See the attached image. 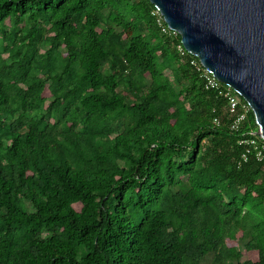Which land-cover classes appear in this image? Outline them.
I'll return each instance as SVG.
<instances>
[{
    "label": "trees",
    "instance_id": "1",
    "mask_svg": "<svg viewBox=\"0 0 264 264\" xmlns=\"http://www.w3.org/2000/svg\"><path fill=\"white\" fill-rule=\"evenodd\" d=\"M153 9L0 0V264H264L253 113Z\"/></svg>",
    "mask_w": 264,
    "mask_h": 264
},
{
    "label": "water",
    "instance_id": "2",
    "mask_svg": "<svg viewBox=\"0 0 264 264\" xmlns=\"http://www.w3.org/2000/svg\"><path fill=\"white\" fill-rule=\"evenodd\" d=\"M184 49L251 108L264 140V0H148Z\"/></svg>",
    "mask_w": 264,
    "mask_h": 264
},
{
    "label": "built area",
    "instance_id": "3",
    "mask_svg": "<svg viewBox=\"0 0 264 264\" xmlns=\"http://www.w3.org/2000/svg\"><path fill=\"white\" fill-rule=\"evenodd\" d=\"M151 15L155 18V22L162 34L169 35L172 37H176L179 35L177 31L167 26L161 13L157 10V8L154 7V9L151 11ZM177 49L181 53H183L185 50L182 44H178ZM192 63L197 66V70L200 72V76L202 78L205 89L217 91L219 95L226 98L231 112H234L238 106L241 107L242 111L237 115V117L233 120L230 126L232 130H237L241 121L245 119L246 112L251 109L249 105L246 103V101L245 103H242L238 94L231 87L218 81L206 68L201 65L199 61V64H197L195 61H192ZM214 121H216V119H214ZM252 135V137L245 138L240 142L246 146L252 147L256 151L255 157L257 158V160L263 161L264 140L256 134V131L253 132ZM242 156L243 158H245V153Z\"/></svg>",
    "mask_w": 264,
    "mask_h": 264
},
{
    "label": "rangeland",
    "instance_id": "4",
    "mask_svg": "<svg viewBox=\"0 0 264 264\" xmlns=\"http://www.w3.org/2000/svg\"><path fill=\"white\" fill-rule=\"evenodd\" d=\"M167 73H168V71H167ZM243 253H244V250H243ZM249 257H252V255L246 254V253L243 254V258H249Z\"/></svg>",
    "mask_w": 264,
    "mask_h": 264
}]
</instances>
